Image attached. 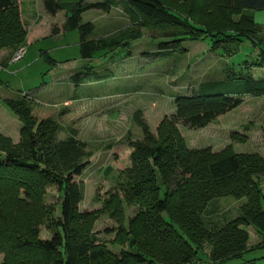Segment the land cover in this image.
<instances>
[{
	"label": "trees",
	"instance_id": "16d2710c",
	"mask_svg": "<svg viewBox=\"0 0 264 264\" xmlns=\"http://www.w3.org/2000/svg\"><path fill=\"white\" fill-rule=\"evenodd\" d=\"M42 3L51 16L64 12L62 27H55L52 34L61 29L77 31L83 60H91L97 53L122 52L141 37L143 29L158 34V57L176 50L184 52V42L204 39L210 41V51L226 49L229 53L231 45L248 40L258 54L251 62H244L240 72H227L224 81L203 83L187 95L175 96L174 114L164 116L154 133L136 112L134 120L142 136L134 140L127 137L130 166L118 171L117 190L109 192L101 209L93 212L79 210L84 186L76 178L87 168L92 154L76 138L75 129L60 139L56 121L36 122L29 99L4 100L22 126L18 144L0 134V264H191L205 246L209 247L210 264L242 260L249 251L246 227L264 235L260 183L264 156L234 153L230 145L217 152L208 147L188 148L178 125L202 129L240 106L243 96L264 98V79L254 74L264 70V46L255 39L257 25L247 13L263 10L264 0ZM118 5L135 29L127 38L122 33L89 40L94 27L90 22L82 23V14L93 9L108 13ZM26 38L19 1L0 0V52L6 50L13 56L25 46ZM45 60L52 61L47 53ZM88 76L87 72L75 74L72 80L81 83ZM229 137L233 142L247 140L238 133ZM50 186L57 188V207L45 203ZM220 198L245 202L236 218L216 227L205 216L208 206ZM123 204L137 207L125 225ZM105 213L118 223L111 241L120 247L117 253L93 232L94 223ZM41 226L50 232L48 239L39 237Z\"/></svg>",
	"mask_w": 264,
	"mask_h": 264
},
{
	"label": "rangeland",
	"instance_id": "374dc122",
	"mask_svg": "<svg viewBox=\"0 0 264 264\" xmlns=\"http://www.w3.org/2000/svg\"><path fill=\"white\" fill-rule=\"evenodd\" d=\"M102 2L103 0H86ZM21 17L28 25L25 42L26 54L17 62H9L8 51L0 57V134L20 141L21 123L4 105L6 99L30 100L33 118L37 123L52 119L60 126L58 138L63 139L75 129L76 138L85 143L92 154L82 175L76 178L84 186V197L79 210L93 212L102 207L108 193L117 190L116 175L130 166L127 137L140 139L141 128L134 120L139 118L151 133L164 116L174 114V98L187 95L203 83L221 82L227 72H240L244 62H251L258 54L248 40L226 49L210 51V41L184 42L181 48L158 57L159 36L149 30H141V37L132 41L129 48L109 53H97L91 60H83L79 54L77 31L57 34L52 30L61 28L65 15L47 14L42 0H19ZM35 12L34 17L30 14ZM257 25L256 40L264 46V9L248 10ZM41 16L38 25L32 22ZM82 23L90 22L94 29L89 40L101 37L129 36L135 29L128 15L118 5L107 12L88 10L81 16ZM3 52V51H1ZM0 52V53H1ZM50 60H45V55ZM156 54V55H155ZM9 62L8 64H6ZM5 63V64H3ZM6 66L3 68V66ZM85 68V69H84ZM81 83L73 82L75 74H86ZM257 78L264 79V70L254 71ZM243 103L218 117L202 129H189L178 125L186 145L191 149L210 148L217 152L230 145L234 153H258L264 156V98L245 95ZM245 135L243 143L233 142L230 134ZM264 192V177L261 178ZM45 203L57 207L58 192L55 186L46 190ZM245 199L220 198L208 206L206 220L216 227L236 218ZM137 207L123 204L124 225L134 216ZM58 214V209H56ZM118 223L101 214L94 223L96 237L106 243L109 250L117 253L120 247L112 244ZM39 237L48 239L50 232L39 227ZM249 235L242 260L230 264H264V235L253 227H246ZM209 247L205 246L191 264H210ZM2 255L0 254V261Z\"/></svg>",
	"mask_w": 264,
	"mask_h": 264
},
{
	"label": "built area",
	"instance_id": "2783aa9c",
	"mask_svg": "<svg viewBox=\"0 0 264 264\" xmlns=\"http://www.w3.org/2000/svg\"><path fill=\"white\" fill-rule=\"evenodd\" d=\"M26 53V47L25 46H21L19 47L16 52L13 54L12 59L10 60V62H17L20 59L23 58V56Z\"/></svg>",
	"mask_w": 264,
	"mask_h": 264
},
{
	"label": "crops",
	"instance_id": "0c3cea01",
	"mask_svg": "<svg viewBox=\"0 0 264 264\" xmlns=\"http://www.w3.org/2000/svg\"><path fill=\"white\" fill-rule=\"evenodd\" d=\"M19 1V0H18ZM19 4H20V2H19ZM21 12H22V10H21ZM34 14H35V12H32V14H30L32 17H34ZM36 15V14H35ZM21 20H22V17H21ZM40 20H41V16H39V18L37 19V22L34 20L32 23L36 26V25H38L39 24V22H40ZM23 21V20H22ZM24 23V22H23ZM31 23V22H30ZM29 23V24H30ZM28 24V25H29ZM28 25H27V27H28ZM27 27H26V29H27ZM27 36H28V29H27ZM27 39V38H26ZM7 51L6 50H3V52H1L0 53V57L1 56H3L5 53H6ZM9 53V52H8ZM10 54V53H9ZM11 55V54H10ZM9 62H7L6 64H8ZM3 64H5V63H3ZM5 64V65H6Z\"/></svg>",
	"mask_w": 264,
	"mask_h": 264
}]
</instances>
